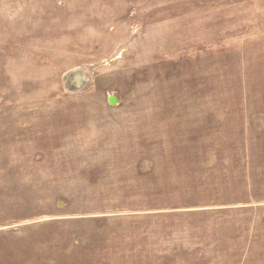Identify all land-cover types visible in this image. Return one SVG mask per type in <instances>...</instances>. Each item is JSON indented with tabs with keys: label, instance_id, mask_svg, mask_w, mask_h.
I'll return each mask as SVG.
<instances>
[{
	"label": "rangeland",
	"instance_id": "obj_1",
	"mask_svg": "<svg viewBox=\"0 0 264 264\" xmlns=\"http://www.w3.org/2000/svg\"><path fill=\"white\" fill-rule=\"evenodd\" d=\"M0 264H264V0H0Z\"/></svg>",
	"mask_w": 264,
	"mask_h": 264
},
{
	"label": "water",
	"instance_id": "obj_2",
	"mask_svg": "<svg viewBox=\"0 0 264 264\" xmlns=\"http://www.w3.org/2000/svg\"><path fill=\"white\" fill-rule=\"evenodd\" d=\"M75 80H76V87L80 88L82 86V82H83V75L81 74V72H77L75 74ZM115 97H111L110 98V104L114 105L116 103L115 101Z\"/></svg>",
	"mask_w": 264,
	"mask_h": 264
},
{
	"label": "bare ground",
	"instance_id": "obj_3",
	"mask_svg": "<svg viewBox=\"0 0 264 264\" xmlns=\"http://www.w3.org/2000/svg\"><path fill=\"white\" fill-rule=\"evenodd\" d=\"M25 167V166H24Z\"/></svg>",
	"mask_w": 264,
	"mask_h": 264
}]
</instances>
